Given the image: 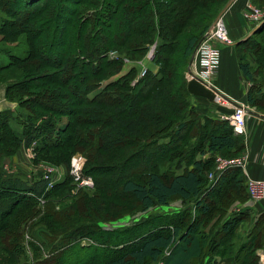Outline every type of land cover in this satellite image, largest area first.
<instances>
[{"label": "trees", "instance_id": "1", "mask_svg": "<svg viewBox=\"0 0 264 264\" xmlns=\"http://www.w3.org/2000/svg\"><path fill=\"white\" fill-rule=\"evenodd\" d=\"M15 1L16 7L14 0H0V41L16 42L24 36L26 47L22 54L0 48L9 59L0 63V83L5 85V97L18 102L14 109L0 110V193L8 189L16 195L6 205L0 204V250L5 251L4 257L11 259V264L27 261L22 239L30 208L31 215L36 211L35 204L26 200L41 197L49 202L55 190L62 191L71 181L64 178L47 188L41 173L29 179L18 173L6 174L1 163L22 145L33 146L38 156L50 158L55 151L54 162L58 163L68 148L79 146L92 160L84 170L96 188L78 194L77 204L64 208V215L49 205L46 215L36 223L44 227L38 233L40 238L31 234L35 264H144L159 260L165 250L168 255L163 264H197L205 256L212 263L216 255L228 256L229 248H217L216 243L231 233L237 219L247 216L246 208L224 220L226 226L210 240L197 229L201 217L209 216L216 205L246 200L245 178L239 167L229 168L214 183L205 174L213 161L211 155H236L244 150V137L234 134L228 122L218 124L211 114H200L192 105L190 97L194 95L187 91L186 81L172 85V70L159 71L163 67L157 54L149 60L145 56L138 59L147 63L143 75H139L138 60H131V77L137 79L133 84L124 78L95 91L101 79L120 66L119 60L107 56V50L126 46L135 54L142 52L143 40L132 38L134 34L157 36L161 41L172 39L195 17L197 6L206 7L217 0ZM122 19L127 28L121 32ZM213 20L199 35L187 38L182 55L188 63ZM118 32L119 37L113 36ZM257 33H264V21L253 34ZM251 38L244 45L250 49L254 66L239 62L238 67L251 83L243 102L259 107L264 105V78L259 81L254 77L264 75V42L251 44ZM54 49L57 53L52 60ZM121 149H125L126 158L122 160L121 155L122 161L117 162L115 156ZM136 159L139 162L135 163ZM142 159L147 162L141 163ZM184 164L188 168L184 169ZM122 166L128 167L126 173L118 172ZM60 193L61 200L71 197ZM21 195L26 199L21 200ZM173 199L188 204L147 233L136 225L107 230L97 224L125 214L131 202L147 210L169 205ZM194 206L193 218L190 212ZM251 230L255 232V228ZM250 236V242L257 238L256 234ZM128 237L133 239L129 244ZM81 241L87 244L81 245ZM42 246L50 251L49 257L43 256ZM244 246L242 243L239 249ZM253 257L249 252L239 264H251Z\"/></svg>", "mask_w": 264, "mask_h": 264}, {"label": "rangeland", "instance_id": "2", "mask_svg": "<svg viewBox=\"0 0 264 264\" xmlns=\"http://www.w3.org/2000/svg\"><path fill=\"white\" fill-rule=\"evenodd\" d=\"M223 1L222 2H221V0L214 1L213 3H209L206 7L197 6L196 10L194 11L195 17L198 14H200V15L197 16V18L193 17L192 20H189L188 24H186V26L182 29L181 33L180 34L179 33L174 34L172 39H169L166 41H161V40H158L157 36H154L153 38H151V37H147L145 35H135V34L132 35L131 37L135 38L136 40H139V39L143 40L142 44L144 46V49L142 52L139 51V52H137V54H135V52L128 50V48L126 46H124V47L120 46L117 49L111 48V49L107 50V52H106L107 56L109 58L119 60L120 66L116 67V71L113 72L112 75H109L108 77L101 79L100 86L95 91L98 92L99 90H102L110 82H116L117 80H119V79L123 80L124 78H126L127 81L129 79L130 83L133 84L137 79L134 81L133 77H131L132 71H131V66L128 64V61L142 59L144 56L147 57L148 55H151L153 57L154 54H157V58L159 59V61H157V62L160 66L163 67L162 69H159V71L165 70V71L170 72V70H172V74H173V76L171 78L172 85L178 86L179 84L183 83L184 81H186V83H187V73L189 71L188 69L190 66H192V64L189 65L188 61L186 60L187 58L182 55L185 42L189 36H191L193 34L199 35L200 32L205 28V26H207L213 20V18L217 16V14L219 13L218 11H220L218 9L222 6ZM249 1H250V3H253L254 6H257L258 8L264 10V2H260L259 0H255V1L249 0ZM12 5L14 7H16L18 5V2H16L14 0V4H12ZM193 21H195V22H193ZM212 23L209 27L212 26ZM260 24L256 25L254 27V29L256 27H258ZM126 28H127V23L125 22L124 19H122L120 22L121 32H122V30H125ZM254 29H252V30H254ZM251 31L249 30V32H247L244 37L239 38L235 41H232V42H234V45L232 44L228 48L224 49V52L222 55V62L220 64L221 69H224V72L227 73L228 75L225 76V78L223 80L221 78V80L218 81V83L222 84L223 89L225 91L219 85L218 86L222 89L223 92L229 93L232 86L234 89V83L236 81V84H237L236 93H233L232 96H230L231 98L236 99V100H238L239 98L246 100V96L249 93V88L251 85V83L243 76L242 72L240 71V69L238 67V63L239 62H249L252 66H254L252 64L253 63V57L250 53V49H249L248 45H244V44H248L247 40L249 41V38H251V37H252L251 38L252 41L249 42L251 44L254 41L264 42V33L263 34L262 33L249 34ZM116 35L119 37V32L113 36H116ZM109 36L110 35L108 34L107 37H109ZM0 38H1V36H0ZM24 42H25L24 36H22L16 42H8V41L1 42L0 41V48L12 49L14 52H16V53L20 52L22 54L23 51L21 49H23L24 51L26 49ZM167 44H169V46L166 47V50L163 49L162 45H167ZM219 46L222 48V44H220ZM58 47H59V45L56 46V48H58ZM52 52L53 53L51 54V59L55 60L57 49H54ZM3 53L4 52L0 51V63L6 64L9 59ZM162 59H165L166 61L168 59L169 63H171L172 66H171V64L167 65L166 63H164ZM252 66H251V69L254 70L255 68ZM151 67L158 68L156 64H151ZM86 69L87 68H85L83 70V73L86 71ZM261 78H264V75L262 73L260 75H257L254 77L255 80H259V81H261L260 80ZM214 82H216L215 77H214ZM229 83L231 84V86L227 85ZM73 84H74V81H71L69 85L72 86ZM3 86H4V98L7 101L11 102L10 105H12V108H13V106H17L18 105L17 101H10L5 97V85L3 84ZM263 89H264V87H263ZM95 91H93L91 94L93 95L95 93ZM190 100L192 102V105L199 111L200 114H211L212 117L214 118V120L218 122V124L220 122H226V123L228 122L229 123L228 118L231 115V112L233 110L232 105H224V104L217 103L215 101H209V100H205V99L195 97V96H191ZM142 104H143V102L141 103V105ZM248 109H250L252 111H256L260 114H264V105L259 106V107L248 106ZM259 110L262 112H260ZM253 118H255L254 115H249V114L247 115L246 129H248V127H250V129L252 128L251 122L254 120ZM262 122H264V121H262ZM251 131H253V130L251 129ZM242 136L244 138L246 137L244 135H242ZM68 149L69 150L64 154L63 159H61L62 162L58 163V162H54V161H57V159L55 158L56 155H54L55 151L51 152V155L49 158L48 156L44 157L43 154L41 156L40 155L38 156L39 153L33 151V146L24 147L22 145L17 149V151L14 154H12L11 156L5 157L4 162L1 163L3 166V170L5 171L6 174L18 173L19 176H21L23 178H27V179L31 178L32 176H34L37 173L43 174L49 168H53L55 170L54 175H53L54 178H59V180H63L64 178H68L70 180V178H71V181H70L71 183L69 182L68 186H66L63 189V190L67 189L68 194L71 196L68 199L61 200L59 193L62 192L63 190L62 191L61 190H59V191L55 190L52 193V195H50L48 197L49 202L46 199H44V201H39V200L35 201L33 199L32 200H26L28 202L32 201L35 204V207L33 206V208L36 211L35 214H37V213L38 214L37 215H35V214L31 215V208H30V213H28V215H30L29 216L30 220L28 221L29 225H26L25 230H24L25 235H24V238L22 239L24 246H25V254L27 256V261L25 262V264H35L34 259H33L34 255L31 251V244L33 243V242H31L33 240L31 237V234L33 232V234H36V238H40L38 233L40 230H42V229L44 230V227H41V225H37L36 223H38V221L46 215L47 209L53 205V210L56 211V213H58V214L60 213V214L64 215L65 214L64 208L66 209L68 207H73L74 205L77 204L78 194H82V193L87 194L88 192H94L96 189L94 187V181H93V185L84 184V185H81L82 187H80L76 184L77 181H74V179L71 177V175H70L71 169L75 172L76 169L79 170L81 168L82 173L87 175L85 173V170H87V166L89 163H91L92 160L89 159L86 152H84L82 149H80L79 146L74 147V148H68ZM124 153H125V149H121L118 151V153L115 156V159L117 162H121L123 159L126 158V157H124L125 156ZM121 155H122V160H120ZM241 155H246L248 157L247 163L249 161H252V160L257 162V156L256 155H255V157L253 156L254 159H252L251 154L247 151V148L244 147V150H241L240 152L236 153V155H229L226 157L219 155V154L211 155L213 157V161L211 162L210 166L205 170L206 171L205 174H208L213 169L214 162L217 158H232V157H237V156H241ZM205 156L209 157L210 155H208V153H207ZM36 159H38V161ZM80 160H82V164L80 163ZM2 161H3V159H2ZM137 162H139V160L136 159L135 163H137ZM145 162H147V160L143 161V159H142L141 163H145ZM124 166L118 167L119 173H121V174L126 173V170H128V167H124ZM184 166H185L184 169L188 168V166H186V164H184ZM87 176H89V175H87ZM244 178H245V176H244ZM209 182L212 183L211 181H209ZM244 184H245V182H244ZM207 185H208V183H207ZM83 186H85V187H83ZM14 194L15 193L12 194L10 191H8V189H6V191H4V192H1L0 193V204L6 205L7 203H9L11 201V199H13L12 197L16 196ZM68 194L64 193L61 195L64 196V195H68ZM21 196H22L21 200L26 199V198L23 199V195H21ZM85 196L88 197V195H85ZM200 200L203 201L205 199H200ZM116 202H121V201L116 200ZM49 203H51V204H49ZM187 204H188V202H183L180 199H173V201L170 202L169 206L163 207V206H159V205H154L153 207H151L149 210L146 211V210L140 209V206L138 204H136L135 202H131L129 204L130 208L126 209L125 214H123L121 216H116V218L108 220V221H104V222L99 221L97 224L102 226L103 228H105L107 230H113L116 228H127L128 224L133 223L132 226L136 225V228L139 231H141L142 233H147L151 229L150 226H148V225L143 226L141 224V222L144 220V218L148 214H156L158 212L171 211L174 209H175V212H177V211L180 212L181 210H183L185 208V206H187ZM242 204H244L245 206H253V204H256V203H252L251 201H249L247 196H246L245 201L236 200V201H232L230 204L228 202H224L223 204L220 203V204L216 205L217 206L216 208L212 209L211 214L209 216L203 215L204 217L203 216L201 217V219L199 220V225H198L197 230L199 232H203V233L207 234V238L209 240L212 239L213 235L217 234L218 231H222L223 228L226 226L225 224H222L224 222V220H227L230 217H232L233 215H236L237 213L244 210L243 209L244 207L242 208ZM49 205H51V206H49ZM125 206L128 208V202L125 204ZM221 206L224 208V210H222ZM102 209L107 210L105 207H102ZM190 213H191L193 218H194V216H196V214L194 215L195 206L192 207V210ZM170 214L173 215L174 213H170ZM113 215L114 214H112V216ZM216 216H220V217H218V219H216ZM150 219H151V215H150ZM207 221L209 223H207ZM31 223H34V224H31ZM203 223H207L208 227L207 226L202 227ZM237 224H241V225H237ZM252 228H255V232H252V230H251ZM26 231H29V233L27 234ZM229 232H231V233H227V234H224L225 236L224 235L221 236V237H223L222 241L219 240L216 243V244H218V246L216 245L215 247L218 248L220 246V248H223V249L229 248L228 257H232L234 259V261H233L234 264H239V262H241V259L246 257V254L247 253L249 254V252L254 253V257H253L254 260H252L253 263H251V264H264V214H261L259 219H258L257 217H253L252 215H248V213H247L246 217L237 219L234 222V224L232 225V228ZM245 233L256 234L257 238H255V241H257V242H255L253 240H252V242H250L252 239V236H250L251 238L248 236L247 237L248 239L244 240V242H243L244 244H246V246H244L242 250L239 249L237 251V248H239V243L241 241H243V240H241L243 238L242 235H244ZM136 235H137V233L135 234V236ZM227 235H228V237L226 238ZM30 239H32V240H30ZM128 239H129V237H128ZM132 240L133 239H131V237H130V239L128 240V244L131 243ZM34 241L37 242L36 240H34ZM222 242H223V245H220ZM65 243H67V242H63L62 244L66 245ZM251 243L253 246L251 245ZM253 243H256L257 245L253 244ZM37 244L40 245V243H38V242H37ZM227 244H229L230 247H228ZM65 248H66V246H65ZM40 249H41L44 257L50 256L49 255L50 251H48L46 248H44V246H42ZM252 249H254V250H252ZM68 250H70V249H68ZM236 251L238 253L237 256H235ZM4 252H5L4 250H0V264H8V263L11 264L12 260L9 259L7 256L5 258ZM240 252H241V254L239 255ZM238 255H239V257H238ZM162 261H163V256L155 262L146 261L144 264H159ZM229 264H230V262H229Z\"/></svg>", "mask_w": 264, "mask_h": 264}, {"label": "built area", "instance_id": "3", "mask_svg": "<svg viewBox=\"0 0 264 264\" xmlns=\"http://www.w3.org/2000/svg\"><path fill=\"white\" fill-rule=\"evenodd\" d=\"M242 17L248 24L251 25V27H254L264 21V10L254 6L249 0H246L242 10ZM220 44H232V39L229 36L228 28L223 17L216 19L214 24H212V26L206 32H204L202 38L196 45L193 52V63L189 68L187 77H195L206 87L209 85L216 87L214 77L217 73L221 59ZM150 56L151 55H148L147 57L149 58ZM137 63L141 65L142 70L140 75H143L146 71V68L141 61H138ZM217 90L221 92L218 88ZM213 101L220 104L233 106L231 115L228 118L229 124L234 134L245 135L247 115L249 114L247 111V104L243 101L232 99L227 95L226 98H224L218 93H215ZM80 163L82 164V160H80ZM231 167H239L242 170L245 176L244 182L248 200L252 203L264 204V135L261 158L262 175L260 178H254L247 175V156L241 155L232 158H217L214 162L213 169L207 174L208 180L214 183L222 174H224L225 171ZM54 172L55 170L53 168H49L45 173L42 174V178L47 181V188H51L55 183V178L53 176ZM70 175L74 181H77L76 184L80 187H82L81 185L84 184L93 185V179L91 176L83 174L81 168L79 170L76 169L75 172L71 169ZM38 199L39 201H44L41 197ZM167 255L168 251L165 250L162 256L165 258ZM159 264H163V262H160Z\"/></svg>", "mask_w": 264, "mask_h": 264}, {"label": "crops", "instance_id": "4", "mask_svg": "<svg viewBox=\"0 0 264 264\" xmlns=\"http://www.w3.org/2000/svg\"><path fill=\"white\" fill-rule=\"evenodd\" d=\"M245 1L246 0H236L229 7V9L226 11V13L224 14V20H225V23H226L227 28H228L229 36L233 41L244 37L245 34L247 32H249V30L252 29L251 25L247 24V22L244 20V18L242 17V14H241L242 10L244 8ZM229 46L230 45L222 44V48L220 47V50H221L220 64L222 62V55H223L224 49L228 48ZM220 64L218 66L217 73L215 75V79L217 82V83L215 82V85L217 84L216 85L217 88L222 91L223 86H222V84L218 83V81H220L221 78L223 80L225 78V76H227L228 74L224 72V69H221ZM227 85L231 86L230 83ZM236 89H237V84L235 81L234 89L232 86L229 93L226 92L227 93L226 94L225 92H223V91L222 92L230 97V96H232L233 93H236ZM243 100L244 99H242V98L238 99V101H243ZM10 103L11 102L7 101L4 98V86H3V84L2 85L0 84V110L11 109L12 105H10ZM14 107L15 106H13V108ZM254 117H255V118H253L254 120L251 122V125H252L251 129L253 131H251L250 127H248V129H246V133L244 135V136H246L244 138V145L247 148V151L251 154L252 159H254L253 156L254 157H255V155L257 156V162H255L253 160L249 161L247 163L246 172H247V175L250 177L260 178L262 175L261 158H262V144H263V135H264V122H262V121H264V119L257 117V116H254ZM55 181L59 182L61 180H59V178H55ZM159 206H163V207L165 206L166 207L169 205H159ZM242 208L247 209L248 215H252L253 217H257L258 219H259L261 214H264V204H262V203H256V204H253V206H245L244 204H242ZM149 209H147V210H149ZM174 212H175V209L171 210V211L158 212L156 214H148L147 216L145 215L146 217L141 222V224L143 226L148 225V226H150V228H153L154 226H159L160 224L168 221L170 218V215H171L170 213H174ZM150 215H151V219H150ZM132 224H128V227H131ZM237 225H241V224H237ZM249 234L250 233H245L244 235H242L243 238L241 240H243V241H241L239 243V248L242 245V243L244 242V240L248 239L247 237L249 236ZM239 248H237V250H239ZM233 261H234V259L232 257H228V256L221 257L219 255H216V256H214V260H212V263L208 262L207 256H205L204 260L198 262L197 264H229V262H230V264H234Z\"/></svg>", "mask_w": 264, "mask_h": 264}, {"label": "water", "instance_id": "5", "mask_svg": "<svg viewBox=\"0 0 264 264\" xmlns=\"http://www.w3.org/2000/svg\"><path fill=\"white\" fill-rule=\"evenodd\" d=\"M235 1L236 0H227L226 3L224 4V6L222 7V9L219 11L217 16L215 17L214 21L217 18H219L221 15H223ZM260 25L258 27H256L254 30H252L249 34L255 33L256 30L260 27ZM192 60H193V55L189 61V65L192 64V62H193ZM187 91L194 96L203 97L209 101H213L215 93L221 94L222 97L226 98V95L219 92L215 86L209 85L208 87H206L200 80L196 79L195 77H191V76L187 77ZM247 111H248V113H250L254 116H257V117L264 119V114H260L256 111H252L250 109H247Z\"/></svg>", "mask_w": 264, "mask_h": 264}]
</instances>
